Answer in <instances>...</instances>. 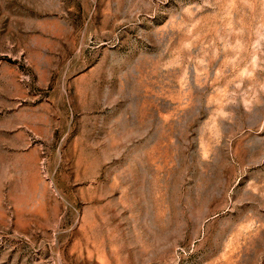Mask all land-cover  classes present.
I'll list each match as a JSON object with an SVG mask.
<instances>
[{
    "label": "rangeland",
    "instance_id": "374dc122",
    "mask_svg": "<svg viewBox=\"0 0 264 264\" xmlns=\"http://www.w3.org/2000/svg\"><path fill=\"white\" fill-rule=\"evenodd\" d=\"M0 264H264V0H0Z\"/></svg>",
    "mask_w": 264,
    "mask_h": 264
}]
</instances>
